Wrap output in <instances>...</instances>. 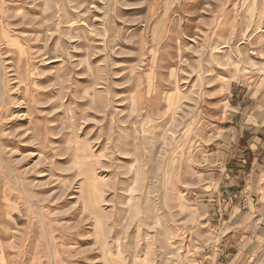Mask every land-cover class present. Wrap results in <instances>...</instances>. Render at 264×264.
I'll return each mask as SVG.
<instances>
[{"label":"rangeland","instance_id":"1","mask_svg":"<svg viewBox=\"0 0 264 264\" xmlns=\"http://www.w3.org/2000/svg\"><path fill=\"white\" fill-rule=\"evenodd\" d=\"M263 114L264 0H0V264H264Z\"/></svg>","mask_w":264,"mask_h":264},{"label":"crops","instance_id":"2","mask_svg":"<svg viewBox=\"0 0 264 264\" xmlns=\"http://www.w3.org/2000/svg\"><path fill=\"white\" fill-rule=\"evenodd\" d=\"M254 122H257V127H255L256 130L254 131V133H257V136L259 137L255 138L252 148H254L253 150L255 151L261 150L264 154V138H262V136H264V114L259 116L258 120L254 119ZM250 124L254 126L252 123ZM254 173L258 176V181L260 183L262 182L258 187H262L261 185H264V166H258V170L256 169ZM259 193L260 201L264 204V188H262V190H259Z\"/></svg>","mask_w":264,"mask_h":264},{"label":"trees","instance_id":"3","mask_svg":"<svg viewBox=\"0 0 264 264\" xmlns=\"http://www.w3.org/2000/svg\"><path fill=\"white\" fill-rule=\"evenodd\" d=\"M245 156H247V154H245ZM245 161H246V165L245 166L242 165L241 168H239L237 164L235 166H236V169L245 170V172L248 173L249 170H250L252 161H251V158H249L248 161H247V157H245ZM233 192H236V191H233ZM233 192H232V194H234Z\"/></svg>","mask_w":264,"mask_h":264},{"label":"bare ground","instance_id":"4","mask_svg":"<svg viewBox=\"0 0 264 264\" xmlns=\"http://www.w3.org/2000/svg\"><path fill=\"white\" fill-rule=\"evenodd\" d=\"M14 174V173H13ZM1 246V245H0Z\"/></svg>","mask_w":264,"mask_h":264}]
</instances>
